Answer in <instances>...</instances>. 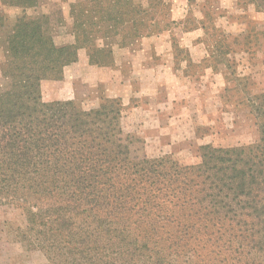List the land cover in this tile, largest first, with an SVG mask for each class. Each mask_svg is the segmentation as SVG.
<instances>
[{
	"label": "trees",
	"instance_id": "trees-1",
	"mask_svg": "<svg viewBox=\"0 0 264 264\" xmlns=\"http://www.w3.org/2000/svg\"><path fill=\"white\" fill-rule=\"evenodd\" d=\"M76 1L74 41L57 45L50 13L25 12L40 0H0L22 10L7 27L0 9V208L22 218L5 222L15 240L51 264H264V92L242 105L252 143L202 144L189 165L147 157L120 97L45 101L41 82L62 79L79 48L89 64L112 66L106 41L153 32L158 0Z\"/></svg>",
	"mask_w": 264,
	"mask_h": 264
},
{
	"label": "rangeland",
	"instance_id": "rangeland-1",
	"mask_svg": "<svg viewBox=\"0 0 264 264\" xmlns=\"http://www.w3.org/2000/svg\"><path fill=\"white\" fill-rule=\"evenodd\" d=\"M40 1L41 6L26 14L50 13L55 43H73L70 4L77 1ZM138 1L148 6L146 0H134ZM156 4V10L161 8L156 13L160 23L153 32L130 45L107 40L112 66L89 64L87 51L79 48L77 60L64 67L62 79L41 82L43 100L74 99L92 107L101 95L120 97L129 106L123 118L126 130L141 138L135 144L139 152L147 157L170 155L182 165L199 161L202 144L255 141L254 120L242 105L264 92V2L259 10L245 0ZM0 9L7 27L22 13L17 7ZM223 57L228 68L220 63ZM3 59L0 41V65ZM21 219L0 208V264H51L39 250L16 241L5 225Z\"/></svg>",
	"mask_w": 264,
	"mask_h": 264
},
{
	"label": "crops",
	"instance_id": "crops-1",
	"mask_svg": "<svg viewBox=\"0 0 264 264\" xmlns=\"http://www.w3.org/2000/svg\"><path fill=\"white\" fill-rule=\"evenodd\" d=\"M159 130H160V129H159ZM163 130H164V128H163V129H161L160 131H163ZM160 138H162V139H163V138H164V136H162V137H160Z\"/></svg>",
	"mask_w": 264,
	"mask_h": 264
}]
</instances>
